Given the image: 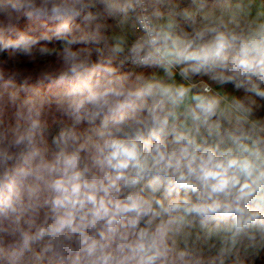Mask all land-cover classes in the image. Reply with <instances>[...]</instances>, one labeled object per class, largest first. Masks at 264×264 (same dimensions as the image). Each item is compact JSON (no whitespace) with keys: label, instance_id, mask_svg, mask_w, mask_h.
Returning <instances> with one entry per match:
<instances>
[{"label":"clouds","instance_id":"obj_1","mask_svg":"<svg viewBox=\"0 0 264 264\" xmlns=\"http://www.w3.org/2000/svg\"><path fill=\"white\" fill-rule=\"evenodd\" d=\"M0 264H264V0H0Z\"/></svg>","mask_w":264,"mask_h":264}]
</instances>
